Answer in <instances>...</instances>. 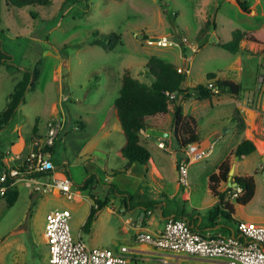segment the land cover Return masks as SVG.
<instances>
[{"label":"rangeland","instance_id":"rangeland-1","mask_svg":"<svg viewBox=\"0 0 264 264\" xmlns=\"http://www.w3.org/2000/svg\"><path fill=\"white\" fill-rule=\"evenodd\" d=\"M51 1L49 5L17 7L0 0L2 46L21 69L0 66V166L6 160L18 164L17 154L25 156L31 140L45 132L46 122L62 116L65 127L62 141L54 147L53 161L60 165L58 171L72 180L82 201L64 194L34 193L24 187L19 188L13 206L0 198V264H50L43 232L46 214L55 209H70L72 234L81 236L92 248L132 244L125 226H146L147 215L165 205L179 214L182 211L177 208L185 210L190 218L200 212L201 225H207L214 200L209 175L229 153L232 164L236 159L233 149L241 141L264 144V0H245L250 12L243 11L235 0H90L89 9L85 0H77L62 10L65 0ZM236 30L250 37L232 53L219 43L230 41ZM116 32L121 41L113 50L89 45L95 37L103 39ZM153 36L167 37L173 45H158L151 40ZM185 39L196 43L198 50L187 47ZM153 55L188 71L187 86L207 85L212 81L207 74L213 72L218 79L241 83L244 89L237 97L216 93L211 99L199 100L194 95L181 102L184 114L195 118L201 148L215 145L209 157L190 164V193L181 188L173 198L168 193L172 194L177 184L174 159L182 157L174 136L163 140L168 150L158 148L160 137L148 133L146 140L141 139L160 159L165 172L163 187L151 173L140 184L142 177L136 170L126 173L127 159L121 154L126 137L115 100L122 76L128 71L150 83L146 63ZM35 68L38 72L33 76ZM171 111L149 118L148 125L170 129ZM248 111L255 112L253 120ZM80 124L84 127L77 129ZM248 130L253 138L246 135ZM169 150L176 154L171 156ZM236 163L238 173L254 177L256 193L243 206L237 205L232 195L227 196L236 214L232 219L221 216L219 222L233 228L239 220L264 221V156L253 153ZM91 175L94 178L84 187ZM108 175L121 191L131 195L132 210L123 202L125 195L111 191ZM220 190H226V185L221 184ZM96 200L108 204L86 232L82 226ZM149 203L154 205L151 213L146 208ZM154 217L160 220L161 210Z\"/></svg>","mask_w":264,"mask_h":264},{"label":"built area","instance_id":"built-area-1","mask_svg":"<svg viewBox=\"0 0 264 264\" xmlns=\"http://www.w3.org/2000/svg\"><path fill=\"white\" fill-rule=\"evenodd\" d=\"M155 41L162 46L173 45L167 37ZM185 44L193 51L198 50L196 43L185 39ZM213 88L218 92L216 87ZM64 127L65 118L62 116L48 120L45 132L31 140L25 156L21 157L22 152L17 154L20 157L18 164L4 161L0 166V198H5L9 191L24 187L34 193L64 194L74 199L72 180L58 171L53 161V150ZM214 145L215 142L209 148H201V144L194 142L182 149V157L177 160L180 185L189 187L190 164L209 157ZM158 146L166 148L163 141ZM228 188L227 185L224 191ZM241 191L237 188L228 195L237 198ZM71 218L72 212L68 208L49 211L45 216L43 235L50 264H132L130 255L134 249L129 246L122 245L118 250L92 248L80 237L75 238L71 231ZM136 240L160 251L155 264H187L191 258L214 264H264V222L240 220L232 233L215 235L200 233L184 218L170 217L156 234L139 231Z\"/></svg>","mask_w":264,"mask_h":264},{"label":"trees","instance_id":"trees-1","mask_svg":"<svg viewBox=\"0 0 264 264\" xmlns=\"http://www.w3.org/2000/svg\"><path fill=\"white\" fill-rule=\"evenodd\" d=\"M77 0H65L62 4L61 10L65 9L69 4L76 2ZM86 1V8L90 7V0ZM238 6L245 12H250V7L245 0H235ZM6 4L11 3L17 7H23L27 5H49L51 0H5ZM246 32L236 30L233 33L232 39L228 42L219 43L220 46L226 50L237 53L241 49V42L244 39H249ZM121 41V35L119 33H112L100 38H93L89 45H98L105 50H113ZM2 39L0 38V66L5 65L9 68L21 69L13 63L12 55L3 49ZM186 47L183 49L185 53ZM147 75L151 79L150 83H145L134 77L130 72L126 71L122 76L120 94L115 100V108L119 116V123L126 137V144L122 149L123 156L127 159L125 170L129 168L133 163L141 165H148L152 155L150 150L141 143L140 133L146 130L148 125V119L157 114H167L172 109V127L174 131V137L179 144L180 148H185L188 144L198 142L199 136L196 131L195 118L192 115L184 114L181 102L194 95L199 100L211 99L212 96L219 94H230L237 97L244 90L241 83L230 79H216L214 73H208L207 77L212 79L207 85L198 84L190 87L185 85L187 73L183 69H179L174 63L167 61L159 56L153 55L146 63ZM38 68L32 70V75H36ZM218 89V92H214V88ZM84 127V124H80L77 129ZM34 136V134H32ZM165 139V138H162ZM257 150L256 145L250 139L241 141L235 148L234 154L238 158L251 155ZM1 154V153H0ZM2 155V154H1ZM231 169V162L229 158H226L218 167V172H214L210 175V188L213 195L217 198V202L212 206V210H209V225L212 227L219 224L218 219L223 216L232 219V215L235 213V205L227 200V195L232 194L241 188L239 196L235 198V202L239 205L248 204L256 193V183L253 176L236 175L235 182L236 187H229L227 191H221L220 185L222 182L227 183L229 172ZM94 178L93 175L89 176L83 186L86 187L89 182ZM109 188L115 194L120 196L125 195L126 192L121 191L114 183L109 184ZM124 198L126 207H132V197ZM19 197V190L9 191L5 196L7 203L13 206ZM129 198V200H127ZM107 200H96L91 206L90 212L87 216L85 223L82 226V230L90 232L93 223L98 218V213L105 207H107ZM147 211L154 208L152 203L147 206ZM149 217V215H147ZM188 217L186 212L181 214L176 213L174 218ZM197 227L198 219L193 217L190 219ZM234 221V220H233ZM225 232L231 233V227L222 226Z\"/></svg>","mask_w":264,"mask_h":264},{"label":"crops","instance_id":"crops-1","mask_svg":"<svg viewBox=\"0 0 264 264\" xmlns=\"http://www.w3.org/2000/svg\"><path fill=\"white\" fill-rule=\"evenodd\" d=\"M243 41V40H242ZM184 70V69H183ZM186 73H187V75H188V71H185ZM213 73V72H212ZM216 75V74H215ZM216 79H218V77L216 76L215 77V80ZM235 81V80H234ZM211 82V81H210ZM237 82V81H236ZM116 109V108H115ZM167 114H169V113H167ZM116 115H117V111H116ZM159 115H162V114H157V115H155V116H152V117H158ZM152 117H150V118H152ZM118 118V117H117ZM118 121H119V119H118ZM170 126H171V128L169 129L168 127H165V128H163V127H161L160 125H151V126H149L147 129H158V130H163V131H165V132H169V134H170V136L168 137V138H171L172 136H174L173 135V125H172V122H171V124H170ZM146 129V130H147ZM64 130V129H63ZM121 131H122V133H123V130H122V128H121ZM143 133H145V137H143ZM124 134V133H123ZM146 134H148V132L147 131H142L141 133H140V139H145L146 140ZM61 135H62V133H61ZM61 135H60V139L58 140V142L59 141H62V137H61ZM125 135V134H124ZM199 136V135H198ZM152 137H155V136H153L152 135ZM152 137H150V138H152ZM149 138V139H150ZM157 138V137H156ZM148 139V140H149ZM160 139V138H159ZM162 139V138H161ZM164 139H162V140H158L157 141V146H158V143L159 142H161V141H163ZM58 142L56 143V146H57V144H58ZM200 142V137H199V141H198V143ZM141 143H143L146 147H147V143L148 142H146V143H144V142H142L141 141ZM200 144V143H199ZM255 144V143H254ZM178 146H179V144H178ZM148 148V147H147ZM158 148H160V149H164V150H168L167 148H161V147H159L158 146ZM236 148V147H235ZM256 148H257V150H256V154L259 156V157H263L264 156V153L262 152V151H259V149H258V147L256 146ZM149 149V148H148ZM179 149H180V153L182 154L183 152H182V149L180 148V146H179ZM150 150V149H149ZM233 150H235V149H233ZM232 150V151H233ZM231 151V152H232ZM53 152H54V150H53ZM150 152H151V155H152V157H151V159L149 160V163H148V165H141V164H138V163H133L131 166H129V168L127 169V170H125L126 171V173H128V172H131L132 170H136L139 174V176H141L142 178H140L141 179V183L140 184H143V180L146 178V175L147 174H152V176H153V178L154 179H158L159 180V182H161L160 183V185L163 187V185H164V181H165V172H164V168H163V166L161 165V162H160V159L158 158V157H155L154 155H153V153H152V151L150 150ZM169 152V154H170V152H171V156L172 155H174V154H176V153H173L172 151H168ZM121 154H122V152H121ZM123 155V154H122ZM229 155H230V153H229ZM229 155H227L222 161H221V163L226 159V158H228V156ZM182 156V155H181ZM53 158H54V154H53ZM181 158V157H180ZM179 158V159H180ZM240 158H238V159H234V161L232 162V164L235 166V172H236V175H242L241 173H238L237 172V170H238V165H237V163H236V161L237 160H239ZM177 160H178V158H176L175 157V159H174V168H175V170H176V172H177V184H176V188H175V191L172 193V194H169L168 193V195H169V197L170 198H173V197H175L176 196V194H178V192H179V190L182 188V191L183 192H185V193H190V189H189V187H190V185H189V187L188 188H186V187H184L183 185H180V183H179V181H178V171H177ZM55 163V162H54ZM220 163V164H221ZM219 164V165H220ZM231 164V165H232ZM56 165V167L57 168H59L60 167V165H57V164H55ZM137 165H140V166H142V168L140 167V168H138L137 167ZM232 165V166H233ZM231 166V167H232ZM219 167V166H218ZM215 172H218V169L215 171ZM235 172H234V175H235ZM214 173V172H213ZM213 173H211V174H213ZM210 174V175H211ZM210 175H209V191H210V193L213 195V193H212V190H211V188H210ZM242 176H246V175H242ZM108 178L109 179H111V180H108V183L109 184H111V183H113L112 182V176H110V175H108ZM221 184H224V185H228V181H227V183H224V182H222ZM109 186V185H108ZM220 187H221V185H220ZM82 195H80V193H75V197L74 198H81V200H79V201H82V197H81ZM124 196V195H123ZM125 198L126 197H128L127 196V194H125V196H124ZM213 197H214V200L212 201V203L210 204V206L209 207H212V206H214L215 204H216V202H217V198L213 195ZM78 200V199H77ZM127 200H129V198H127ZM123 202H124V198H123ZM162 203H164V202H162ZM233 203V202H232ZM237 205H239V204H237ZM166 206V205H165ZM165 206H163L162 208H159V209H157V210H161V218H160V220H155V217H154V214H155V212L157 211H155L153 214H152V216H149V217H147L146 219V221H147V224H146V226H142V227H137V228H134V227H132L131 225H130V223H128V225H127V227L125 226V228H124V230L126 231V232H128V233H130V236H131V241H133V243L132 244H122V245H126V246H129L131 249H134V253H132L130 256H131V262H132V264H155L156 263V261H157V256L159 255V250H157L155 247H153V246H151V245H149V244H142V243H139V242H137V240H136V233L137 232H139V231H147V232H150V233H153V234H156L158 231H160L162 228L160 227V225L161 224H165V221L168 219V218H170V217H175V215H176V213H178V210H176V211H169V207H168V205H167V207H165ZM240 206H243V205H240ZM208 207V208H209ZM128 208H130V207H128ZM134 208V207H133ZM133 208H130L131 210L133 209ZM177 209H179L180 211H182V212H185V210H181V208H177ZM196 210V209H195ZM181 212V213H182ZM149 213H151V211L149 210ZM180 213V214H181ZM188 214V213H187ZM208 214H209V212H208ZM236 214V207H235V213L232 215L233 217H234V215ZM138 215H139V213H138ZM189 215V214H188ZM193 217H195V218H197L198 219V222H197V227L196 226H194V227H192V228H194L195 230H197V231H199L200 233H202V234H208V233H210V234H218V233H223V234H228V232H225L224 230H223V228H222V226H224L223 224H220V222H219V224L218 225H216V226H214V227H212L211 225H209V222H208V224L207 225H205V226H202L201 225V223H202V221H201V217H200V212L199 213H197V214H194L193 216H192V218ZM192 218H190V217H185L184 219L185 220H187L189 223L191 222V220L190 219H192ZM129 220V222H130V220L131 219H128ZM208 221H209V215H208ZM218 221H219V219H218ZM240 221V220H239ZM250 222H252V221H250ZM264 222V221H263ZM155 224V227H152V224ZM260 223V222H259ZM194 225V223L192 222L191 223V225ZM164 227V226H163ZM135 230V233H134V230ZM235 230V228H233V227H231V233L233 232ZM80 236V235H79ZM80 238H81V236H80ZM121 245V246H122ZM120 247V246H119ZM119 247H117V248H115L114 250H118L119 249ZM49 252V251H48ZM49 258V257H48ZM187 264H207L205 261H202V260H200V259H197V258H191L190 260H188L187 261ZM211 264H214V262L213 263H211Z\"/></svg>","mask_w":264,"mask_h":264},{"label":"water","instance_id":"water-1","mask_svg":"<svg viewBox=\"0 0 264 264\" xmlns=\"http://www.w3.org/2000/svg\"><path fill=\"white\" fill-rule=\"evenodd\" d=\"M152 40H160V36H153L151 37ZM117 117L119 119L118 113H117ZM150 135L153 136H157L160 138H168L170 136L169 132H165L163 130H158V129H147L146 130ZM236 159H238V157H236ZM234 172H235V166L233 165L230 169L229 172V177H228V186L231 187H236L237 186V182H235V178L234 176ZM192 227H194V225H191Z\"/></svg>","mask_w":264,"mask_h":264},{"label":"bare ground","instance_id":"bare-ground-1","mask_svg":"<svg viewBox=\"0 0 264 264\" xmlns=\"http://www.w3.org/2000/svg\"><path fill=\"white\" fill-rule=\"evenodd\" d=\"M248 114H249L250 119L253 120L254 119L255 112L254 111H248ZM246 135L249 138H253L252 132L250 130H248L246 132ZM255 143H256V146L258 147L259 151H262L264 153V144L261 143V142H258V141H255ZM22 149H23V146L20 147V150L19 151H21Z\"/></svg>","mask_w":264,"mask_h":264}]
</instances>
